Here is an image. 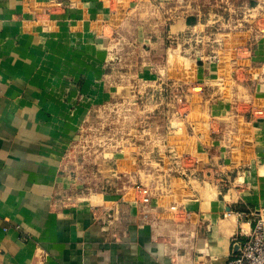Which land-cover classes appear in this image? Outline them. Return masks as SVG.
<instances>
[{"label": "crops", "instance_id": "0c3cea01", "mask_svg": "<svg viewBox=\"0 0 264 264\" xmlns=\"http://www.w3.org/2000/svg\"><path fill=\"white\" fill-rule=\"evenodd\" d=\"M176 3L0 0V264H227L238 251L243 213L264 212V18L180 66L159 60L167 35L192 28ZM121 39L141 44L135 65L116 59ZM118 66L120 85L180 88L167 148L184 168L159 191L131 151L105 156L101 188L72 160Z\"/></svg>", "mask_w": 264, "mask_h": 264}, {"label": "rangeland", "instance_id": "374dc122", "mask_svg": "<svg viewBox=\"0 0 264 264\" xmlns=\"http://www.w3.org/2000/svg\"><path fill=\"white\" fill-rule=\"evenodd\" d=\"M178 1L176 10L189 16V25L192 28L177 36L165 37L164 46L167 54L170 52L171 55L161 56L159 60L162 58L169 64H195L206 59H216L227 47L223 35L226 38L228 33L251 29L259 16L262 15L261 20L264 18V0ZM170 22L166 21L160 29L168 27ZM156 23L155 15L146 27H150V30L154 27L156 31ZM226 40H229L228 37ZM117 44V60L123 56L125 61L133 59L134 65L137 57L141 60L140 52L143 48L140 43L139 54L136 51L132 53L135 49H131L132 46L127 41L124 43L122 39L120 42L117 40ZM134 67L130 69L133 75L137 71ZM127 70L129 69L119 66L115 69L114 77L119 85L117 95L110 104H104L101 111L89 118L87 128L72 153V160L78 164L81 175L87 179V187L93 189V184H97L101 188L102 184H106L103 180L107 178L110 170L115 169V165L110 166L105 162V156L131 151L139 164L149 160L144 161V170L153 176L150 184L159 191L168 185L166 180L169 177L179 176L184 168L181 161L175 162L181 158L167 148L169 144H173V133H170L169 128L173 127L177 119L184 118V113H179L178 110L179 107L185 110L184 105L181 106L184 101L179 97L180 88L173 83L167 84L164 89L158 84L147 86L132 82L120 85L121 72L127 73ZM157 145L166 146V152L159 157ZM128 146L131 148H125ZM158 158H165L167 161L160 162ZM117 172L126 173L124 168H119ZM220 181L229 182L228 178Z\"/></svg>", "mask_w": 264, "mask_h": 264}, {"label": "built area", "instance_id": "2783aa9c", "mask_svg": "<svg viewBox=\"0 0 264 264\" xmlns=\"http://www.w3.org/2000/svg\"><path fill=\"white\" fill-rule=\"evenodd\" d=\"M264 212L248 211L243 213L251 220L248 232H242L243 239L238 251L231 256L227 264H264ZM227 214H225L226 216Z\"/></svg>", "mask_w": 264, "mask_h": 264}, {"label": "water", "instance_id": "95a60500", "mask_svg": "<svg viewBox=\"0 0 264 264\" xmlns=\"http://www.w3.org/2000/svg\"><path fill=\"white\" fill-rule=\"evenodd\" d=\"M263 215H264V213H263Z\"/></svg>", "mask_w": 264, "mask_h": 264}]
</instances>
